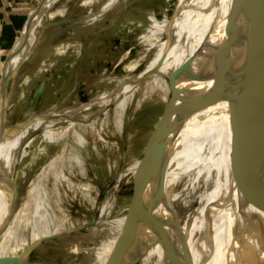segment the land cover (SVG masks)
<instances>
[{"label":"rangeland","instance_id":"obj_1","mask_svg":"<svg viewBox=\"0 0 264 264\" xmlns=\"http://www.w3.org/2000/svg\"><path fill=\"white\" fill-rule=\"evenodd\" d=\"M44 1L46 0L37 2L32 14L40 10ZM83 2L84 0H56L53 6L66 5L69 18L55 17L52 18L53 23H50L52 20L46 19L48 18L45 16L46 8L37 12L34 17L30 15L28 20L33 18L31 24H26L18 36L21 37L24 32L28 35V44L22 48L23 55L27 57L22 58L23 55H20L19 51L13 58L19 62L11 75L4 102V115L0 113V123L3 119L4 131L7 133L5 135L10 137L30 129L28 124L37 118L36 122L40 121L43 124L60 120L65 115L63 113L70 110L67 108H74L73 104L94 106L110 95L107 98L108 104L105 108H99V118L94 125L89 121H79L75 132H69L53 142L42 138L43 127H40L34 129L32 134L34 139L26 152L16 151L13 180L16 195L11 200L10 210L6 212L3 233L0 235V264L18 259L25 264L34 262L40 253L48 256L52 254L48 247L41 248L45 241L44 236L39 240L37 237L32 242L31 222L34 206L31 199L35 187L40 184L45 185L47 189L49 208L56 219L52 227L59 222H62L63 227H68L65 229L66 232L61 233V237L58 236L61 239L69 235L87 245H93L98 242L104 229L120 226V222L129 228L131 221L142 217V213L136 217L131 216L145 204L142 184V180L143 183L145 181L144 161L153 143L155 132L168 113L169 102L172 100L170 73L163 71L164 73H159V78L156 76V72L162 71V67L156 66L158 63L155 60L164 52L166 41L163 40L153 52H149L150 56L145 57L142 54V38L153 29L161 27L163 20L168 16L177 13L181 2L178 4L176 0H119L112 9L105 11L109 0H100L93 7L94 12L101 13L102 17L96 21H80L77 18L87 15L90 8ZM250 17L252 19L249 32L253 27L256 30L258 26L257 34L261 33L264 28V16L255 10L254 15ZM245 35L247 37L246 33ZM15 45L4 64V69L14 52ZM180 66L183 73L190 68L187 64ZM260 72L263 74V70H243L241 76L234 75L226 84L245 78L248 80L252 75L258 76ZM44 77L47 78L45 93L37 99L35 109L28 112L26 110L32 102V95ZM258 79V83L261 84L260 77ZM124 90L130 91L132 95L122 107H119L120 99L117 100L115 97ZM207 100L208 94L205 95L203 102L207 113L206 127L212 125L211 129L217 139L220 137L219 132L221 134L230 128L226 121L230 108H227L228 111L224 115L222 109L217 113L222 115H216V110L208 111ZM228 101L229 99L222 100L221 103ZM117 108H122L123 111L121 125L117 124ZM105 109L107 114L104 118ZM247 109L248 107L236 119L238 125L246 124L244 122ZM77 114L73 112L72 117ZM29 118L32 120L27 122L28 124L21 123ZM211 134L208 133V136L211 137ZM163 161L165 167L170 169V159L167 162L164 157ZM147 191L150 196L155 192L150 183ZM8 201L7 198L5 203ZM95 220L106 221L108 225L105 227V223L101 222L69 233L72 230L69 229V225L84 226V223ZM13 228H20L18 229L20 238L18 243L15 241L16 243L8 246L4 255L2 251L7 245L5 243L9 230ZM21 243L26 245L22 246ZM34 243L33 250L27 251ZM124 244L121 253H115L116 250L113 248L99 253L100 257L96 263L94 257L87 261L86 251H82L80 255L64 251L59 254L58 262L52 261L51 258L40 262L114 264L116 260H121L119 257L121 254L122 259L127 260L134 255L138 256L133 263L138 264L140 247L138 251L130 250L127 249L129 243ZM35 249L36 254L33 256ZM92 251L99 252L101 249ZM107 256L109 259L106 260Z\"/></svg>","mask_w":264,"mask_h":264},{"label":"bare ground","instance_id":"obj_2","mask_svg":"<svg viewBox=\"0 0 264 264\" xmlns=\"http://www.w3.org/2000/svg\"><path fill=\"white\" fill-rule=\"evenodd\" d=\"M55 1H44L39 11L46 8L45 16L47 15L48 20L55 17L68 19L66 5L55 7L53 6ZM99 1L84 0V5L90 7L89 13L77 19L96 21L102 17L101 13L94 12L95 7H93ZM118 2L119 0H109L104 10L112 9ZM178 2H181V6ZM176 3L180 6L179 11L168 16L166 20H163L161 27L153 29L142 38V54L145 57L150 56L149 52H153L163 40L166 41L164 52L162 55L159 54L155 60L158 63L156 66L162 67V71L156 72V76L159 78V75L164 72L170 73L169 78L173 85L175 74L178 75L179 80L186 73L181 72V64H187L190 67L194 65L193 69L199 73L198 76L194 80L179 83L185 87V93H191L212 84L213 75L221 65L222 59L217 60V57L212 59L224 39V28L232 0H176ZM255 10L264 16V0L254 8L250 16L254 15ZM39 11L32 14L33 17ZM250 19L252 18L249 17L247 23L242 22L241 30L247 34L248 39L253 40L256 36L257 45L264 52V28L258 34V26L256 30L253 27L249 32ZM32 20H28L27 25L31 24ZM53 20L50 23H53ZM166 37L168 38L165 39ZM27 40L28 35L24 32L16 42L14 52L4 69V78L0 83V113L4 112L5 108L7 80L14 69L16 70L19 62V60L14 61L13 58L19 51L20 55H23L22 48L26 43L28 44ZM251 43L254 44V42ZM246 48L245 43L234 46L232 66L227 81L234 75L241 76V72L248 71V69L263 70V74L260 72L258 76L252 75L248 80L245 78L229 82L221 89L208 94V111L214 109L216 115H222V113L217 114L222 109L224 115L228 111L227 108H230L226 116L230 128L222 131L221 134L219 132L218 136L221 138L216 139L211 129L212 125L206 127L207 113L203 104L205 95L198 99L193 113L186 120L181 119L182 124L168 137L169 145L163 156L167 162L170 159V169L164 166L166 169L165 187H162L163 180L159 173L152 174L149 183L155 189L156 198L152 210L143 219L142 217L135 218L130 222L129 228L120 222V226L104 229L98 242L93 245H87L69 235L61 239V233L68 227H63L62 222L52 227L56 219L49 208L47 189L45 185H37L31 199L34 206L31 222L32 242L37 237L39 240L41 236H44L45 241L41 248L48 247L52 254L48 256L40 253L38 260L25 264H46L40 262L46 258L58 262L64 251L78 255L86 251L87 261L94 257L96 263L100 257L99 253L110 248L115 249V253H121V247L124 248V243L127 242L129 243L127 249L137 250L140 247L138 250L141 254L138 264H264V117L262 118L264 64L247 60ZM259 56V58H264V55L259 54ZM23 57L26 58L27 55L24 54ZM150 67L153 69L151 65ZM188 69L189 67L185 71ZM259 77L261 84L258 83ZM126 92L121 91L115 97V99H120L119 107H122L132 95L130 91ZM109 97L110 95H107L98 102V105L94 106L73 104L74 108H67L70 110L64 112L65 115L58 121L43 124L40 121L36 122L37 118L33 123H27L31 127L26 128L29 131L25 130V132L10 137L5 135L7 133L4 131L5 127L2 126L4 125L2 119L0 123V129H2L0 131V235L3 233L6 212H8L12 198L16 195L13 190L16 151L26 152L34 139L32 135L34 129L43 127L42 138L53 142L69 132H75L79 121H89L91 125H94L99 118V108L106 107ZM226 99H229L227 103H221ZM247 107L244 122L246 124L238 125L236 119ZM118 108L116 119L117 124L121 125L123 111L122 108ZM260 109L261 112L258 115ZM73 112L78 114L72 117ZM104 113L105 118L107 109ZM146 171H148L147 164L143 166V174ZM154 175H156L155 178ZM7 198L9 201L5 203ZM157 221L161 225L159 234L153 230ZM101 222L105 223V227L108 225L106 221H96L94 224ZM74 225H69V229L79 226ZM20 228L9 230L7 243H5L7 245L4 246L2 254H6L10 244L15 241L18 243L20 238L18 229ZM23 244L21 243L22 246ZM93 249H101V251L93 253ZM35 251L36 249L33 256L36 254ZM119 257L122 261L127 260L122 259L121 254ZM107 258L108 256L105 259ZM73 262L71 261L70 264H74Z\"/></svg>","mask_w":264,"mask_h":264},{"label":"water","instance_id":"obj_3","mask_svg":"<svg viewBox=\"0 0 264 264\" xmlns=\"http://www.w3.org/2000/svg\"><path fill=\"white\" fill-rule=\"evenodd\" d=\"M261 1L262 0H232L231 8L224 28V32H225L224 39L221 42V45L216 49L212 59L214 60L216 57L217 60H219V58L222 59L221 65L218 66L216 73L213 75L212 84H210L208 87L200 88L197 91L191 93H185L184 91L185 87H182L179 83L182 81L194 80L199 73H196L194 71L193 69L194 65H192L186 71V73L181 78H179V80H178V75L175 74V79H174L175 81L172 85V100L171 102H169V111L166 114L160 126L158 127L157 131L155 132L153 143L149 148L144 161V163L148 165V171H146L145 173L144 183L142 180V184L145 192V204L142 209H140L135 215L131 217H136L139 213H142V219H143L146 216V214L152 210L155 201L154 199L155 192L150 196L147 190H148L149 182L151 181V176L152 174L155 173L156 174L159 173L160 178L163 180L162 187L163 188L165 187L166 177L164 173L166 169L164 168L165 164L162 158L164 156V153H166L167 145H169L170 140L168 137L173 133V131H175L182 124L181 123L182 120H186L193 113L194 107L196 106V103L201 96L213 93L221 89L226 84L232 66V51L234 46L236 44L245 43V47H247L246 55H245L247 60L249 59L250 61H257L256 63L260 62L264 64V58H259L260 57L259 54L264 55V52L257 45L258 40L256 39V36L253 37L254 38L253 40H251L252 38L248 39L246 38L245 33L242 32L241 30L242 22L247 23L250 14L254 10V8L260 4ZM251 42H254V44H252ZM3 78H4V74L2 76V79ZM11 78L12 76H10L7 80L8 83L7 87L9 86ZM44 86L45 83L43 82L40 85L38 92L36 93L35 104L37 99H39L44 89ZM4 99L2 103L4 102ZM3 113L4 112H2L1 114L3 115ZM263 117H264V108L262 111V118ZM31 118L21 123L22 124L27 123L30 120H32ZM263 123H264V119H263ZM2 126L4 127L3 124ZM165 137H166V141H165ZM150 163H151V167H150ZM153 163H155L154 164L155 166L153 165ZM155 176L156 175H154V178ZM96 221L97 220L90 223H86L84 224V226H78L75 229H72L69 233L71 234V232H73L74 230L77 231L79 229L80 230L83 229L84 227H88L94 224V222ZM160 226L161 225L159 221H157L154 226L155 228L153 229L156 234H159ZM33 248H34V244H32L27 249V251H31L33 250ZM134 256H132L128 260H123V261L118 259L114 262V264H133L136 261V258L138 257V256L136 257ZM11 263L23 264L22 262H19V259L15 261L7 262L6 264H11Z\"/></svg>","mask_w":264,"mask_h":264},{"label":"crops","instance_id":"obj_4","mask_svg":"<svg viewBox=\"0 0 264 264\" xmlns=\"http://www.w3.org/2000/svg\"><path fill=\"white\" fill-rule=\"evenodd\" d=\"M39 0H0V83L4 74V64L15 45L19 40L20 32L25 28L32 11L35 9ZM46 80L44 77L32 95V102L26 111L31 112L35 109V96L40 85L44 82L45 86L40 95L43 96L46 90ZM6 101V100H5Z\"/></svg>","mask_w":264,"mask_h":264}]
</instances>
